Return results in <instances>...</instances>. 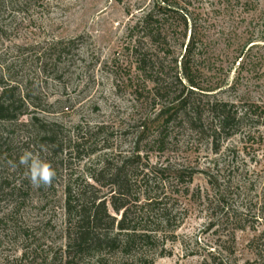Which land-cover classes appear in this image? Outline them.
<instances>
[{
	"label": "rangeland",
	"instance_id": "rangeland-1",
	"mask_svg": "<svg viewBox=\"0 0 264 264\" xmlns=\"http://www.w3.org/2000/svg\"><path fill=\"white\" fill-rule=\"evenodd\" d=\"M153 1L0 0V78L2 67L10 66V76L23 89L33 90L42 104L53 105L52 113L31 116L54 125L67 152L75 143L82 144L80 157L91 149L110 148L84 159L58 153L55 164L50 162L56 172L52 185L36 187L26 178L25 168L12 169L8 161H17L24 149L49 161L47 150L41 153L31 130L0 124V134L9 138L12 151L10 157L0 155V264H19L21 249L40 239L49 248L63 247V192L68 182L89 183V172L100 169L106 160L115 162L133 154L139 128L146 125L154 131L159 108L151 107L147 93H135L129 79L137 84V74L126 52L129 27ZM192 3L207 35L206 62L201 63L204 86L217 88L213 94L219 101L264 102V0ZM73 40H77L73 54L55 68L48 66L44 74L39 52ZM252 45V64L243 66L241 52ZM56 75L58 79H52ZM31 116L19 123H28ZM171 137L163 154L141 145V164L166 167L172 174L185 170L193 179L187 194L185 184L165 188V202L178 228L163 233L157 246L145 249L144 255L153 264L252 260L248 243L264 225L258 220V203L264 198V129L262 147L246 149L239 138H233L221 142L217 154L216 146L196 140L186 127ZM228 210L233 220L226 219ZM244 211L250 212L246 221H234L232 212ZM18 229L32 234V239L24 241ZM109 264L134 263L116 257Z\"/></svg>",
	"mask_w": 264,
	"mask_h": 264
},
{
	"label": "trees",
	"instance_id": "trees-1",
	"mask_svg": "<svg viewBox=\"0 0 264 264\" xmlns=\"http://www.w3.org/2000/svg\"><path fill=\"white\" fill-rule=\"evenodd\" d=\"M200 17L192 0H154L129 27L126 52L133 60L138 83L132 81L133 77L129 81L135 93H147L151 107L159 108L153 120L156 127L153 132L146 125L139 128L133 154L115 162L106 160L100 169L89 172V183L68 182L63 192L64 246L55 250L45 241L39 243L40 239L21 249L19 264H109L116 257L134 264H153L144 250L156 247L166 231L178 228L165 202L168 199L165 188L185 184L187 194L193 178L185 170L172 174L166 167L142 165L144 148L140 146L145 144L163 154L168 150L172 133L186 127L196 140L216 146V154L221 142L233 138H239L246 149L262 147L264 102L219 101L213 94L218 89L202 82L201 63L206 62L207 35ZM76 44L77 40H73L43 48L38 58L41 71L47 74L48 66H58L63 57L73 54ZM254 47L242 50L243 66L247 62L252 64L249 54ZM9 67H2L4 74L0 78V124L31 130L35 135L33 143L41 153L47 150L48 162L52 164L58 153L61 157L67 153L84 159L110 149H91L84 158L80 157V143L69 147V152L64 150L55 126L31 116L39 111L50 114L53 105L48 101L42 104L33 90L23 89L22 83L10 76ZM57 75L52 79H58ZM29 107L33 108L30 113ZM26 116H31L28 123H19ZM8 142L9 138L0 134V155L10 157ZM175 193L178 191L171 194ZM258 206V220L264 223V198ZM227 212L226 219L233 220ZM232 213L234 221L244 222L250 216L245 211L239 215ZM17 233L24 241L32 239L29 232L18 229ZM248 249L253 259L244 264H264V225L261 233L249 241Z\"/></svg>",
	"mask_w": 264,
	"mask_h": 264
},
{
	"label": "clouds",
	"instance_id": "clouds-1",
	"mask_svg": "<svg viewBox=\"0 0 264 264\" xmlns=\"http://www.w3.org/2000/svg\"><path fill=\"white\" fill-rule=\"evenodd\" d=\"M12 169L25 168V176L33 186H50L56 176L50 162L43 159L39 152L24 149L17 161H8Z\"/></svg>",
	"mask_w": 264,
	"mask_h": 264
}]
</instances>
